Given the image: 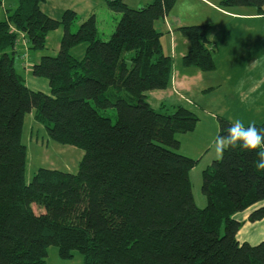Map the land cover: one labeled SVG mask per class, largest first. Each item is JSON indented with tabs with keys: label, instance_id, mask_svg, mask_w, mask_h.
Wrapping results in <instances>:
<instances>
[{
	"label": "trees",
	"instance_id": "16d2710c",
	"mask_svg": "<svg viewBox=\"0 0 264 264\" xmlns=\"http://www.w3.org/2000/svg\"><path fill=\"white\" fill-rule=\"evenodd\" d=\"M45 2L17 0L0 19V264H46L52 246L62 259L80 252L83 264H264V242H240L236 219L264 203L255 153L236 148L214 160L203 171L207 205L198 207L190 173L200 159L180 153L178 136L193 132L200 119L185 106L161 112L150 103L151 92L171 84L173 58L157 25L177 0L140 8L107 0L119 16L108 40L100 38L96 14L73 32L77 13L53 19ZM221 5L261 11L264 0ZM59 29L57 55L42 56L32 68L49 93L33 90L15 65L19 37L39 52ZM178 30L191 43L184 66L215 70L212 25ZM83 44L84 56L76 58L71 52ZM32 112L53 141L84 151L77 173L41 168L27 182L23 132ZM217 120L224 135L232 121ZM262 219L264 205L248 218Z\"/></svg>",
	"mask_w": 264,
	"mask_h": 264
},
{
	"label": "rangeland",
	"instance_id": "374dc122",
	"mask_svg": "<svg viewBox=\"0 0 264 264\" xmlns=\"http://www.w3.org/2000/svg\"><path fill=\"white\" fill-rule=\"evenodd\" d=\"M17 0H0L2 3V10L0 12V19H3V13L7 9H15ZM196 1V0H195ZM215 1V0H212ZM218 8L226 9L220 2L215 1ZM188 0H177V3L170 15L178 16V11L183 13V18L189 24H200L201 22H213L214 28L209 33V39L216 40L219 44V51L214 53L215 61L218 64L217 69L210 75L218 78L219 81L227 84L229 74L227 70L231 67L233 62H236L238 66H243L240 63L242 59L236 58L237 52L246 51L245 46L242 45L250 38L246 35L243 26L232 28V25L222 27L224 16L216 11L201 5V10L193 11L188 10L190 5L187 4ZM242 8L236 6V8ZM102 11L100 14L102 18L99 19L100 38L108 40L113 32V26L115 25L113 18L110 16V11ZM188 11V14H186ZM100 11H98L99 13ZM209 20V21H206ZM84 21V20H83ZM82 19H78L74 28L75 32L78 27L83 23ZM158 29L163 33L161 42L163 50L166 55L170 53L171 40L165 28L162 24L157 25ZM62 33V29H59ZM55 32V31H54ZM54 32L49 34V40L47 47L44 51L34 52L29 50V46L25 38L21 35L18 40L17 56L15 65L17 71L26 79V83L34 88H42L43 83H48L44 78L34 77L31 72V63L33 60H37L44 55L55 56L57 55L56 48V35ZM235 33H238L237 38H242L239 41L235 39ZM262 35V34H261ZM259 35V39L261 38ZM258 36V32L254 37ZM179 39H183L186 43H190L189 39L182 34H177ZM253 41V38H250ZM250 39L248 43L250 42ZM258 39V38H257ZM256 39V40H257ZM26 42V44H25ZM61 43V42H60ZM259 43V42H258ZM257 43V44H258ZM264 44V42H262ZM17 45V46H18ZM249 47V44H247ZM85 45L77 46L71 53L76 58H82L84 56ZM254 45H250L249 49H253ZM258 49L260 48L257 47ZM16 49V48H15ZM19 50V51H18ZM264 52V49L261 50ZM36 58V59H35ZM29 62L27 71L23 68L26 67V63ZM174 75V74H173ZM189 77L178 75L177 80L172 78V84L167 88L169 92H160L156 90L149 94L151 105L161 112H172L175 106H185L191 109L199 117L200 122L196 129L186 135H179L181 140L180 153L186 156H195L201 150H204L203 161H201L190 173V179L192 183V191L195 202L198 207H205L207 205V198L202 192L203 171L216 160L215 156V138L218 136L219 124L217 117L226 116L232 121L239 118L248 123H262L264 122V86L258 89L249 99L244 98L243 94L248 93V90L227 89L226 85L208 94H202L199 92V86L194 83L188 91H185V80ZM253 83H257L255 80ZM197 80L196 77H190V81ZM211 86V85H210ZM246 86H251V83H247ZM209 88V87H208ZM170 91L173 93L169 94ZM208 91H211L208 90ZM254 91H250L253 93ZM111 115H115V111L111 110ZM114 121L116 120L113 117ZM23 143L27 146V167H26V180L31 182L35 173L41 168L56 169L69 173H77L79 164L84 156V151L69 145H61L53 141L47 132V130L37 123L34 119V112L28 114L25 118ZM38 211V209H37ZM84 259L80 252L75 251L74 257L71 259H62L58 254L56 246H52L48 250V257L46 264H83Z\"/></svg>",
	"mask_w": 264,
	"mask_h": 264
},
{
	"label": "crops",
	"instance_id": "0c3cea01",
	"mask_svg": "<svg viewBox=\"0 0 264 264\" xmlns=\"http://www.w3.org/2000/svg\"><path fill=\"white\" fill-rule=\"evenodd\" d=\"M124 1L128 6L132 8H140V7L146 6L147 4L151 2V0H124ZM215 1L221 3L223 0H215ZM215 1L188 0L187 4L190 3L188 10L192 9L193 11L196 12V11L201 10L202 8L201 5L202 6L204 5L207 8H210L216 11L217 13L221 14L222 16H224L223 23H222L223 28L229 25H232V28H235V27L238 28V27L243 26L246 35L250 36V38H253V41L249 38L250 39L249 43H248L249 39H247L244 42V44H242L245 46L246 51L237 52L236 58L242 59V61L240 60V63H243L244 65L238 66L236 62L232 63L231 67H229V69L227 70V73L229 74L227 84H225V82L219 81L218 78L214 77L213 75H210L212 73L204 72L200 70L199 68H195V67H185L183 64V59L190 51L191 44L186 43L183 39H179V37H177V34H181L178 29L184 26L204 25V24H211L212 29H213L214 24L213 22L212 23L211 22H207V23L201 22L200 24H193V23L189 24L183 18L181 19L179 18V16L180 17L184 16L183 13H180L178 11L179 15L173 16V15H170L172 13L171 12L160 23L162 24V27L166 29L168 36L170 37V40H171L170 53L168 55L173 58V74L174 75H172V78L175 77V79L177 80L178 75L189 77L184 82L186 86L184 90L188 91L190 87L194 83H196V85L199 86V92L202 94H208L214 91L217 87L219 88L223 87V85H226L227 89H234L235 92L238 90L254 91L253 93H250L249 91L248 93L243 94L244 98L249 99L258 89L264 86V52L261 51L264 49V44H262V42H264V6L261 11L258 10V8L254 6H245L242 8L231 7V8L222 9V8L217 7V4ZM16 5H17V1H16ZM107 8H108L107 0H46L44 5L42 6L43 11L53 19H60L65 11L72 10L77 13L78 19L80 18L82 19V21L87 19L92 14H96L98 22H99V19L102 20V18H100L101 17L100 14L102 13V11H107ZM98 11L100 12L98 13ZM109 14L113 18L114 23H116V21L119 19V16L117 14L112 13L111 11ZM186 14H188V11H186ZM206 21H209V20H206ZM114 26L112 27L113 29H114ZM257 32H258V36L254 37ZM54 33L57 34L56 35V43H57L56 45L57 46L55 48V51L56 53H58L60 49L61 38L63 36V30H62V33H60V31L58 30H56ZM259 35H261L260 39H259ZM237 36H238V33H235L236 40L239 41L240 39H242V38H237ZM49 38L50 37L48 36L47 42ZM210 41L214 47L213 48L214 49L213 57H214V53L219 51L218 50L219 44L216 40L210 39ZM247 44H249V47L250 45H254V48L249 49ZM259 46L260 48L258 49L257 47ZM18 47L20 46L18 45L16 47L15 49L16 51ZM84 52H85V48H84ZM40 59L41 58L37 60H33L30 66L31 72H32V68L34 67V65L37 64L40 61ZM215 63H216V68H215L216 70L218 67V64L216 61ZM28 66H29V62L26 63V67L23 65V68L25 69V71L29 70ZM215 70H213V72ZM254 76H255L254 80L257 83H253L251 81L253 80ZM190 77H196L197 80L190 81ZM247 83H251V86H246ZM171 84H172V79H171ZM41 86L42 88H34L31 86L29 87L36 91H42L45 93H49L50 87L48 83H43V85ZM210 89L211 91H208ZM167 90H160V92L162 91L163 93L169 92ZM171 93L172 92L170 91L169 94ZM205 152L204 150H201L197 155L191 156V157L195 159H200V162H201L203 161V158L205 157L203 156ZM262 205H264V203L261 205H257L243 213L236 215V219L242 222V227L238 233V239L240 242L242 243L247 242L252 245H256L261 242H264V219H262L261 221L255 222V223L250 222L248 220L251 212Z\"/></svg>",
	"mask_w": 264,
	"mask_h": 264
},
{
	"label": "clouds",
	"instance_id": "9594fccd",
	"mask_svg": "<svg viewBox=\"0 0 264 264\" xmlns=\"http://www.w3.org/2000/svg\"><path fill=\"white\" fill-rule=\"evenodd\" d=\"M215 156L222 159L226 151L242 149L255 153L257 159L254 167L264 170V128H258L255 123H248L236 118L225 129V134L215 138Z\"/></svg>",
	"mask_w": 264,
	"mask_h": 264
},
{
	"label": "built area",
	"instance_id": "2783aa9c",
	"mask_svg": "<svg viewBox=\"0 0 264 264\" xmlns=\"http://www.w3.org/2000/svg\"><path fill=\"white\" fill-rule=\"evenodd\" d=\"M25 44H26V42H25Z\"/></svg>",
	"mask_w": 264,
	"mask_h": 264
}]
</instances>
